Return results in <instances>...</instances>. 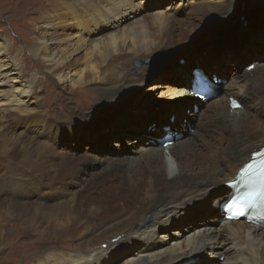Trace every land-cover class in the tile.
Here are the masks:
<instances>
[{
  "label": "bare ground",
  "instance_id": "bare-ground-1",
  "mask_svg": "<svg viewBox=\"0 0 264 264\" xmlns=\"http://www.w3.org/2000/svg\"><path fill=\"white\" fill-rule=\"evenodd\" d=\"M48 3L54 7V16L40 25L42 30L26 50L57 84L69 85L72 94H83L85 90L100 94L102 103L85 116V125L105 123L107 111L116 108L121 99L126 105L135 104L137 107L121 114L115 122L119 129L116 133L134 138L130 144L138 154L106 159L109 163L93 186L92 191L104 194L103 200L108 196L115 199L113 203L118 206L114 210H100L86 218L76 206L77 192L69 195L71 190H61L55 194L56 209L74 221L76 227L83 228L79 238L86 246L41 247L21 264H114L120 259L118 264H208V259L218 256L216 264H264V227L243 220L224 221L219 208L231 191L227 182L252 152L264 147V31L236 51L184 57L205 36H220L237 23H256L254 19L241 21L240 17L245 13L255 19L264 17V0ZM187 7L190 9L185 20L177 19L178 11ZM58 29L68 33L60 35ZM222 40V44H230ZM21 51L22 47L15 46L12 39L0 38V130L7 128L8 123H4L8 113L17 114L16 120L26 119L15 153L49 158L56 154L55 148L65 135L76 140L109 136L110 126L107 131H85L50 112L40 115L42 97L35 88V73L25 71ZM79 52H83L81 61L75 59ZM149 57L158 61L180 60L173 71L159 75L170 80L154 84L161 88L156 91L159 97L141 94L142 78L149 68L144 64L137 67L134 62ZM245 59L258 64L244 70ZM130 67L137 68L135 75L128 73ZM193 67L211 81L212 92L199 96L192 89ZM217 78L225 84L218 90L220 95L215 96ZM222 92L226 93L225 98ZM193 97L205 100L206 106L201 108ZM230 98L237 100L241 108L232 109ZM144 103L169 106L147 112ZM195 106H199L197 111ZM192 114L199 120L188 136L173 145L160 142L168 135L181 134L183 123L179 122ZM145 124L151 126V133L143 139L141 128ZM68 154L64 151V158L74 162ZM84 162L82 159L78 164ZM24 166L28 171L39 168L31 163ZM20 174L11 178L7 173L0 180V209L4 208L10 221H15V239L29 233L21 228L26 221L19 209L43 212L37 204L42 200L41 194H36L39 200L32 202V208H26L27 202L22 198L29 193L26 194L27 183ZM160 230L163 232L159 234ZM100 236L105 240L98 246L88 245L89 240Z\"/></svg>",
  "mask_w": 264,
  "mask_h": 264
},
{
  "label": "rangeland",
  "instance_id": "rangeland-1",
  "mask_svg": "<svg viewBox=\"0 0 264 264\" xmlns=\"http://www.w3.org/2000/svg\"><path fill=\"white\" fill-rule=\"evenodd\" d=\"M66 1L67 0H64V2ZM165 6L166 2L162 4L161 8H165ZM51 9H54V7L50 6L48 0H0V38L12 39L15 42V46L22 47L23 51H21V58L25 71L31 75L32 73H35V88L42 97V109L40 115H42V113L44 115V113L50 112L57 115V117L63 122H69L73 126L85 129V131L97 132L101 129L107 131L106 128L110 126V130L107 131L109 132V136L102 137L100 140H96L94 136L90 139L82 138L81 140H76L73 137L65 135L60 138L59 146L55 148L56 154L58 153L57 155L54 154L49 156V158H45L46 155H43L41 157L42 159L34 153L25 156L24 153H15V143L20 140L22 133L25 130L24 121L26 119H21L22 121L16 120L17 114L14 112L7 114V120L4 123V125L8 123L7 128L0 130V134L2 135V138L0 136V180L4 175L6 176L7 173H10L11 178H15L17 172L21 173L20 176H23V179L25 180L23 181L24 184L26 185L27 183L26 194L29 193L27 194L28 196L22 198L23 202H27L25 203L26 208H32V204H34L32 202L36 203V200H39L37 195L41 194L42 200L37 204L42 207L41 210L43 209L42 211L46 213L42 214L43 212H35L34 209H30L29 211H25L22 208L19 209L18 211L22 213V218L26 221L21 224V228L24 229V233H29L26 236L15 239L17 237L15 232L16 223L15 221H10L11 218L7 216L4 208L0 209V264H21L24 260H29V257L41 247L49 246L51 248H57L64 245L65 249L66 247L76 249L79 248V245L86 246L85 242L82 243V240L79 238V233L82 232L83 228L79 226L76 227L74 221L71 222L68 217L61 215L58 207L56 209L58 200L55 199V194L61 190H68L67 192L69 193L71 190L72 192L69 195H74L75 192H77L76 206L81 212V216L85 215L86 218H88L89 215L93 217L92 215L96 212L100 213V210H102L103 213L114 210L118 206V204L113 203L115 199L108 196L103 200L102 198H104V194H97L96 191H92L93 186L101 176V173H104L105 168L109 163V160L106 159L112 157L123 158L138 154L133 151L132 145L130 144V141L134 138L132 136L128 137L123 135V132H119V134L118 132L116 133L119 129H116L117 123L115 122L121 114L137 107L135 104L126 105L125 103L112 112L106 113L109 121L100 127L85 125L82 123L85 116L90 115V112L95 108V105L102 103L99 98L100 94L86 90L83 94H72L73 90L69 85L57 84L53 77H49V75L45 73L44 66L40 65L37 59L31 57L26 50L28 47L30 48L33 37L38 36L42 30L39 28L40 25L44 23V21H50L53 18L54 14ZM189 9V7L185 10L180 9L176 15L177 19L181 21L185 20L186 11H189ZM233 29L235 33L231 44L220 43L219 41L222 39L220 36H205L194 46L193 50L185 54L184 57L191 56L195 53H201L204 55V53L214 54L219 51H236L264 31V22L262 25H257V23L253 22L237 23ZM58 31L60 35L68 33V30L66 29H58ZM64 45L65 44L60 47ZM12 51L16 52L14 48H12ZM82 58L83 52H79L75 57V59L80 61ZM179 62L180 60L174 61L171 59V61L161 65L154 71L149 69L145 78H142V81L144 82L142 83L141 94L148 93L151 96L159 97L160 93L158 92L161 88H156V85L154 84H166L170 82L169 77H159V75L166 70L173 71L174 66ZM247 62H250V64H258L253 59H245L242 69L246 70L245 68H248L250 64L246 65ZM136 69V67H130L128 73L135 75L137 73ZM188 70H190V67ZM206 74L212 78V74L207 72ZM146 80L147 83L145 82ZM223 83L224 81L222 82L221 78L219 81L217 78L215 84L218 85L215 90V92H217L215 96L220 95L221 92L218 90ZM222 96L225 98L226 93H223ZM194 99L197 100L201 108L206 106V102L205 100H202V98L195 97ZM143 106L147 112H153L161 107L169 105L164 104L159 107H153L152 104L144 103ZM198 107L195 106L194 109L197 111ZM187 112L190 113V110ZM241 117L245 118L247 116L243 115ZM34 118L37 119L38 115H35ZM174 119L175 117L173 118V123ZM198 120L199 118L192 114L188 119L180 121L179 125L183 123L182 128H180L181 134L172 135L173 143L178 142V139L181 137L188 136L195 129ZM2 124L3 123L0 121V128ZM150 129L151 126H147V124L141 128L143 139L149 137L147 135L151 133ZM45 140L46 139H44V141ZM173 143L171 145H173ZM64 151L69 152L68 155H70L71 158L74 157V162L73 160H71L72 162H68L66 159L67 157L64 158ZM94 158L96 159L94 160ZM82 159L85 162L83 164H78ZM26 163L37 164L39 168L29 169L30 171L27 170L28 168L25 170L24 168L26 167L24 165ZM19 170H21V172ZM221 184L225 187L223 183ZM225 188L227 189V187ZM47 208L51 209L48 211L49 213L47 212ZM55 215L56 217H54ZM145 220H148V217H146ZM162 232L163 230H160L159 234ZM94 233L97 232L94 231L93 234ZM103 240H105V237L100 236L95 240H89L91 243H88V245L92 246L94 244L95 246H98V243ZM15 242L17 243V247ZM9 244L12 245L10 248H8ZM6 245L8 246L5 247ZM219 258L220 256L213 260L208 259L207 263L216 264V262L219 261ZM121 260L122 259L114 264H118Z\"/></svg>",
  "mask_w": 264,
  "mask_h": 264
},
{
  "label": "snow or ice",
  "instance_id": "snow-or-ice-1",
  "mask_svg": "<svg viewBox=\"0 0 264 264\" xmlns=\"http://www.w3.org/2000/svg\"><path fill=\"white\" fill-rule=\"evenodd\" d=\"M233 107H240L236 101H232ZM255 168V175L257 179L264 184V161H261L259 164H247L241 171L242 174H248L251 170ZM256 203V197L254 193L236 196L226 204L228 209H236V215H242L245 207L254 206Z\"/></svg>",
  "mask_w": 264,
  "mask_h": 264
},
{
  "label": "water",
  "instance_id": "water-1",
  "mask_svg": "<svg viewBox=\"0 0 264 264\" xmlns=\"http://www.w3.org/2000/svg\"><path fill=\"white\" fill-rule=\"evenodd\" d=\"M240 19H241V21H244V20H255L256 21V23H257V25H262V23L264 22V17H260L259 19H255V18H252V14H250V13H245V14H242L241 15V17H240ZM234 33H235V31H234V29H229L228 30V32L227 33H223L222 32V34H219L220 36H221V38L223 39L222 41H227V42H229L230 44L233 42V35H234ZM227 38H229L228 40H225V39H227ZM220 43H222L221 41H219ZM169 61H171V60H165V61H158L157 59H155V58H153V57H149L148 59H146L145 61H140V60H135V62H134V64L137 66V67H140L141 65H146L147 67H149V69H151V71H154V70H156V69H158L161 65H163V64H165V63H168ZM250 64V62H247L246 63V65H249ZM251 65V64H250ZM196 68L195 67H193V69H192V72L193 73H195L196 72ZM133 72H134V70H133ZM123 104H125V99H121L120 100V102H119V104H118V106L117 107H119L120 105H123ZM116 107V108H117ZM116 108H114V109H112V108H110L108 111H107V113H109V112H112L113 110H115ZM107 121H109L108 119L107 120H105V123L107 122ZM105 123H101L100 124V126H102L103 124H105ZM99 125H96V127H100ZM160 142H163V143H165L166 141H165V139H163L162 141H160Z\"/></svg>",
  "mask_w": 264,
  "mask_h": 264
}]
</instances>
